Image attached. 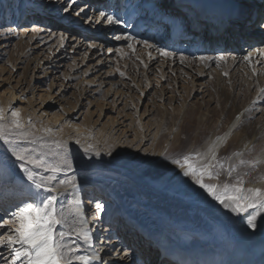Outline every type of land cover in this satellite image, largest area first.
Instances as JSON below:
<instances>
[{"label":"rangeland","instance_id":"rangeland-1","mask_svg":"<svg viewBox=\"0 0 264 264\" xmlns=\"http://www.w3.org/2000/svg\"><path fill=\"white\" fill-rule=\"evenodd\" d=\"M48 1L50 4L47 8L42 7L44 12L43 9L40 10L41 17L38 21L34 15L36 6L40 9L38 0H0V76H2L0 106L5 109L6 114L10 108L18 110L26 127L28 120L31 119L36 129L40 131L31 128L28 130L36 131L37 136L44 135L42 129L45 127L58 129L50 139L66 141L68 152H62L55 147H52L50 152L44 149L47 153L46 159L55 164L67 156L72 168L58 174V180L74 178L77 188L73 190L71 185L63 187L59 183L56 184V191L52 193L35 188L18 168V162L10 152H5L6 146L0 141V162H3L13 174L9 188L7 186V189L1 190L0 194L5 193L12 197L18 194L24 195L20 200L13 201L14 198L11 197L9 201L3 202V206L8 204V209L13 213L25 203L48 195L56 198L58 210H64L66 214L74 213L76 198L79 196L85 201L90 200L94 186L92 184L95 183H99L104 189L109 188L113 195L129 205L132 211H137L138 207L146 211L148 205H153L159 212L161 208H164L160 200L164 199L165 203H167L166 200H170L167 191L137 185L130 178L131 173L122 174L120 167L114 165L116 162L106 155L108 149L107 151L105 149L113 146L107 144L105 148L102 144L108 141L111 120L116 118L117 114L114 111L103 121H98L100 113L92 116V112L100 108V104H96L99 103L97 100L104 101L112 97L109 98V102H112L115 95H118L115 99L118 102L117 107L121 110L123 104H128L127 111L123 110L122 113L130 114V118L137 120L135 130L140 129L141 126L140 114H143L145 110H153L152 116L144 121L147 124L150 120L152 124L147 132V134L151 132V141L144 149H151L153 136L157 133L156 137H160V141L155 147L163 149L162 155L169 154V151L173 149L180 151L174 160L161 163L165 167L179 166L174 161L182 160L186 155L195 156L205 151L210 139L225 134L232 122H235V131L229 134L226 145L218 155V159L222 161L227 158L228 165L233 162L232 153L235 151V146L231 141L235 135H244L246 132L251 135L256 129L263 133L264 140V91H262L264 90V59H261L262 55L259 53H254V48L244 51L247 42H239L235 51L220 47L209 53L206 49L195 54L186 50L190 47L183 46V42L177 45L165 44L160 46L159 50L149 52L143 43L115 38L134 36L138 41L150 40V36L148 37L146 31H143L144 28L139 26L140 22L138 25L135 24L136 20H141L140 18L138 20L141 12L148 8L146 6L148 1L139 3L138 8L132 11L128 20H125L128 11L124 9L123 5L126 4L124 0H112V3L107 0L111 8H98L96 1L100 0H75L74 3H70L69 0ZM229 2L231 4L229 3L227 8V15L230 18L236 17L243 0L238 2L229 0ZM79 9L83 11L77 16L75 13ZM102 12L104 16L98 20L97 15H101ZM108 15L119 18L122 23L107 24ZM72 16L76 19L80 18V24L77 27L81 29L77 30V27L74 28L71 24L75 21L71 19ZM103 21L105 22L102 23ZM261 22L255 20L254 23L248 24L245 32L251 31ZM215 27L219 28L218 25ZM153 29L147 32L157 34L156 37L159 36L156 32L157 28ZM73 31L77 33L74 35ZM211 32H213L212 29ZM259 34L264 35V31L260 32L257 29L255 35ZM168 35L166 29V33L160 37L168 42ZM129 44L133 45L135 51L128 47ZM77 45L81 49H73ZM161 50L176 56L172 58L161 56L159 54ZM226 53H234L242 57L249 53L255 54V57L261 61L257 66V72H246L241 67L244 65L243 62H238L239 64L236 63L235 67L233 65L232 67L231 60H220L219 57ZM189 56L195 57L193 64L186 60ZM200 56H208L212 59L209 63L201 62L196 59ZM99 61L103 62L104 66L96 68ZM12 93L16 98L13 99ZM46 93L53 97L44 105L40 96ZM133 101H135L136 109H138L137 105L140 106L137 114ZM56 113L61 114L62 117L55 124L52 119H55L53 117ZM91 117H94V121ZM110 117L111 120H109ZM101 124H108L106 130H102ZM176 134L180 136L179 141H174ZM119 136H121L120 132L117 137ZM121 138L115 140L116 143L122 141ZM77 140L79 143L76 142ZM18 146L37 147L27 143H19ZM263 147L264 143L254 148L250 154H244L245 164L236 165L243 168V174L238 177L244 181L250 176H255L256 182L264 180V165H261V162L258 163L261 161L258 156ZM102 163L104 165L111 163V165L106 167ZM253 164L255 167L252 166ZM245 165L251 167L250 173L245 172L247 168ZM35 171L41 176L46 174L39 169ZM183 172L184 169H181V175H184ZM19 175H22L24 179H19ZM156 178L158 180L152 182L153 186L162 182L158 174ZM236 178L232 176L229 179L226 176V180L231 183H234ZM220 179L221 175L218 180L206 179L205 182L218 183ZM186 180H192L195 183L192 177L184 175L183 181ZM194 185L199 187L197 184ZM104 189L99 196L93 197L91 204H95L97 199V202L105 208L111 205L110 196ZM140 199L144 203L139 204ZM93 212L95 211L92 205L84 206L83 213L89 215V218L92 217ZM160 214L169 219L172 217L170 215H174L172 211ZM69 219L72 217L69 216ZM6 220L5 218L3 222ZM169 221L173 223V220ZM3 222L0 225H3ZM6 224L8 228L10 226L8 220ZM73 224L79 227L77 217L73 220ZM129 224L128 222L124 225L131 227L133 234L135 231L139 232L138 228ZM116 228L117 226L114 225L113 229ZM8 232L9 230L4 235ZM140 233L142 237V232ZM133 234L131 236H135ZM151 239L145 238L146 241ZM108 242L112 244L113 237H109ZM184 252L188 253L185 249ZM10 257L12 259L11 255ZM190 259L196 261L191 256ZM4 260L6 257L0 261V264H5ZM227 260L229 262V259ZM147 261L148 258H145L143 263Z\"/></svg>","mask_w":264,"mask_h":264},{"label":"bare ground","instance_id":"bare-ground-1","mask_svg":"<svg viewBox=\"0 0 264 264\" xmlns=\"http://www.w3.org/2000/svg\"><path fill=\"white\" fill-rule=\"evenodd\" d=\"M108 1H110L109 3H112V0ZM145 1H148L146 2L148 8L143 10L144 13L142 15L146 17V23L148 24L145 25V23L143 24L137 20L135 21V24L138 25L140 22L139 26L144 28L143 31H146L148 37L150 36V40L147 41L152 47H147V50H149V52H155L156 50H159V47H162V45H173L176 43L175 40L177 36L175 37V35L169 32L168 29L169 25L173 23L171 20L172 18L164 13L160 15L153 10L154 7L160 6V2L166 0ZM179 1L182 2L181 0ZM184 1L187 2L180 3V7H185L191 11L195 23L191 24L193 36L197 37L196 34L199 36L197 50L192 51L190 49V46L194 45L193 41L188 39L185 43L190 47L186 48L189 52H194L196 54L199 50L204 51L207 49L209 53L220 47H224L223 49H233L235 51L239 42H247L244 51L253 50V48H264V35H255L257 29L260 30V32L264 31V27L260 26L261 23L251 31L245 32V27H247L248 24L254 23L255 20L264 21V3L261 2V0H243L238 15L233 18L218 13L227 9V5H224L225 0ZM235 1L238 2V0ZM38 2H40V9L36 6L34 10L36 12L34 15L39 21V18L41 17L39 15L40 10L47 8L50 2L48 0H38ZM133 2V0H127L126 4L123 5L124 9H127L128 11L125 20L129 19L132 11L134 12L135 9L138 8L139 3H142L143 0L136 1V3ZM96 4L98 5V8H111L110 5H108L107 0L96 1ZM211 9L212 12L210 13L209 11ZM160 10H163L162 5L160 6ZM215 10L218 12H215ZM200 12H203L204 14L201 15L204 16L200 15V20H198V14ZM101 18V15H97L98 20ZM71 19H75V21L71 22V24L74 25V28L79 26L80 18L76 19L75 16H72ZM104 22L105 21L102 23ZM149 24L154 25L149 26ZM215 25H218L219 28H216ZM154 26H156V32L159 34L157 37V34H149V32H147L154 30ZM177 26L181 27L180 25ZM163 27L165 28L162 30ZM79 29L81 28L77 27V30ZM166 29L169 34L167 37L169 40L166 39L168 42H165L160 37V35L166 33ZM211 29L213 32H211ZM73 33L75 35L77 32L73 31ZM180 38L182 37L180 36ZM224 42L228 44L226 45ZM74 48L77 50L81 49L80 47L78 48V45L74 46L73 49ZM161 52L164 51H159V54L163 56ZM195 54H193V56H195ZM175 56L173 54L169 55L170 58ZM255 56V54L252 55L251 63H249L248 60L238 54L226 53L223 55L225 61L231 60V66H234L238 62H243L244 65L241 67H243L246 72L253 71L256 73L258 70L257 66L261 61ZM261 59L263 60L264 56H262ZM186 60L193 64L195 57L189 56L188 59L186 57ZM207 63H209V61ZM103 66V62L99 61L96 68ZM1 77L2 76H0V80ZM108 94L110 95V93ZM12 96L13 99L16 98L14 93H12ZM52 97L53 96L49 93L40 96L44 105L50 102ZM117 97L118 95H115L112 102H109V98L112 97H108L107 100L104 101L97 100L99 103L96 104H100V108L92 112V116L95 113H100L98 121H103L109 114H113L114 111H116L115 114H117V117L112 120L110 117L109 120L112 121L110 137L108 138V141L103 142L102 144L105 148L107 144L113 146L112 148L105 149V151L108 149L106 155L109 156L112 161L116 162L114 165L120 167L123 172L122 174L131 173L130 178L133 179L137 185L167 191L170 200H166L167 203H165L164 199L160 200V202L164 204V208H161L159 212L164 214L165 212L172 211L175 217L174 215H170L172 217L169 219L161 215L156 206L154 207L153 205H148L146 211H143L140 207H138L139 209L137 211H132L130 210L129 205L123 203L120 199L114 196L109 188H105V190L99 183L92 184V186H94L91 190L92 198L90 200L85 201L77 194L78 197L76 198L75 196L76 202L75 209L73 208L74 212L78 209L79 212L82 213V218L79 215L76 216L79 219V226L83 225L85 230H87L91 236L90 244H83L81 242V250L77 254L92 256L96 253L100 254V250L104 249V257L99 256V260H92L89 264H184L182 260L183 258L178 256V254L189 255L188 257L191 256L196 259V261H200V258H203L207 262H213L211 264H220V261L225 263L227 259H229L228 264H264V211H261L257 216V226L255 229H252L246 222L247 213L236 215L230 212L223 208V206L217 201L213 200L203 189L194 185L196 183H193L192 180L183 181L184 175H181V168L179 166L174 165L171 167H165L161 164L164 161L174 160L177 155L180 154V151L173 149L169 151V154L162 155L163 149L155 147L160 141V137H156L157 133L153 136L154 141L151 143V149H144L146 144L151 141V132L149 134H147V132L152 127L150 120L147 124L144 123V121L152 116L153 110H145L143 114H140L139 122L141 126L140 129L135 130L134 127L137 120L133 117L130 118V114H126L125 112L122 113L123 110L127 111L128 104H123V108L120 110V108L117 107V100L115 101ZM133 102L135 107V101ZM90 103L93 104L94 102ZM120 105H122V103ZM94 108H96V106H94ZM137 108L138 109L135 107L136 114L138 113L140 106L137 105ZM61 117V114L56 113L53 117L55 119H52V121L54 120V123L56 124ZM137 118H139V116H137ZM91 119L94 121V117H91ZM129 122L131 123L129 124ZM107 126L108 124L102 125V130H106ZM234 131L235 122H232L225 134L210 139L205 151H207L212 143H216L218 156L220 150L226 145L229 139V134ZM119 132L121 133V136L117 137ZM120 137H122L121 139L122 141L124 140V142L122 143V141H119L116 143L115 140H120ZM179 140L180 136L179 134H176L174 136V141ZM231 142L234 143L235 151L232 153L233 162H231L230 165L235 169L233 176L238 177L243 174V168L242 166L236 167V165L240 164L245 153L250 154L254 148L264 143L263 133L254 129L251 135H248L247 132L244 135H235ZM81 147L83 148V146ZM235 153H240L241 155L235 156ZM258 157L260 158L259 160H261H258V163L261 162L260 164L264 165V147ZM102 165L108 167L111 163H108L107 165L102 163ZM6 167L7 166L3 162H0V192L3 189H7V186L13 177L12 172ZM246 171L250 173L252 171L251 167L245 168V172ZM156 174L162 178V182L160 181V183H156V185L153 186L152 182L158 180ZM226 176V173H222L221 179L218 183L223 184L228 182ZM20 178L24 179L22 175H19V179ZM255 179V176H250L244 181V186L246 188L264 189V180L256 182ZM250 184H253V186H250ZM103 189L109 194L111 205L106 206V208L103 207L102 210L97 211L95 205L98 203V200L96 199L95 204H91V202L94 200L93 197L99 196V193L102 192ZM11 197L12 195L9 194H0V223L3 222L5 218L8 222L13 219V211L8 209V204L3 206V202L8 199L10 200ZM23 197V194H18L16 197H12V199L14 198L13 201H16ZM142 203H144V201L140 199L139 204ZM87 204L88 206L92 205L95 211L91 218H89V215L87 216V214L83 213L84 206ZM255 211V209H249V212ZM7 220L3 222V225H0V238L10 230L9 227L12 228L11 223H9L10 226L7 228ZM169 220H173V223H169ZM128 222L131 226L134 225L138 228L143 236L141 237V233L139 234L138 231H135L133 234L132 228L124 225ZM114 225L117 226L114 242L108 244V246L100 247L99 243H101V238L98 242H96L95 239L97 237H104L108 240L107 238H109L110 234L113 232ZM65 230H67V227H65ZM131 234L135 236H131ZM121 236H123V238H121ZM151 237H153V239H151ZM145 238H149L151 241H146ZM164 245H166L167 248H165ZM184 249L188 253L184 252ZM9 251L10 249L0 246V261L5 257L8 260L11 259ZM145 258H148V261L143 263ZM189 259L190 258H188V260ZM218 259H220L219 262ZM76 264H79V262H76Z\"/></svg>","mask_w":264,"mask_h":264},{"label":"snow or ice","instance_id":"snow-or-ice-1","mask_svg":"<svg viewBox=\"0 0 264 264\" xmlns=\"http://www.w3.org/2000/svg\"><path fill=\"white\" fill-rule=\"evenodd\" d=\"M69 2L74 3L75 0H69ZM81 11L83 9L77 10L75 14L79 16ZM101 16H104V13H101ZM106 21L108 24L122 23L119 18H113L112 15H108ZM260 26L264 27V21ZM115 38L132 40L134 43H143L145 47H152L147 40L138 41L134 36ZM128 47L133 48V45L129 44ZM133 51H135L134 48ZM253 51L264 56V48H255ZM161 54L165 57L171 55L169 52H161ZM252 55L253 53H249L244 59L251 63ZM198 59L201 62H207L212 58L200 56ZM219 59L223 60L224 57L221 56ZM181 60L183 61V57ZM29 128L36 129L31 119L28 120L26 127L18 110L10 108L6 114L5 109L0 106V141L6 146L5 152H10L18 162V168L35 188L45 189L48 193H52L56 191V184L59 183L63 187L71 185L75 190L77 185L74 183V178L58 180V174L72 168L67 156L52 164L46 159L47 153L44 152V149L50 152L52 147L68 152L66 141L50 139L58 129L45 127L42 129L44 135L37 136L36 131L40 129L31 131L28 130ZM76 142L79 143L78 140ZM19 143L32 144L37 147H19ZM234 155L240 156L241 154L235 153ZM174 162L184 169L185 176L192 177L195 183L223 208L236 215L247 213V225L252 229L256 228L257 216L264 211V189L246 188L244 180L240 177H237L234 183L205 182L206 179L218 180L222 173H226L231 179L235 171L231 165L227 164V158L223 161L218 159L216 143H212L205 152L197 153L195 156L186 155L182 160ZM240 164H245V161L241 160ZM252 166L255 167V164ZM37 169L46 174L39 175L35 171ZM56 204L54 196L39 197L37 200L25 203L12 214L13 219L9 222L12 228L8 234L0 238V246L11 250L12 259L10 261L6 259L5 264H17V262L19 264H76V262L89 264L92 260L100 259L98 253L92 256L77 254L81 250V242L90 244L91 241V236L83 225L76 227L73 224L77 215L82 218V213L77 209L74 213L66 214L64 210H58ZM95 208L100 211L103 205L96 203ZM249 209L256 211L249 212ZM69 216L72 219H69Z\"/></svg>","mask_w":264,"mask_h":264}]
</instances>
